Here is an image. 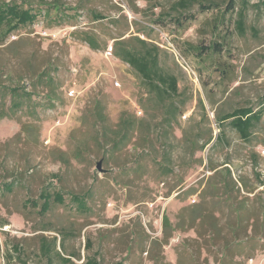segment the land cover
I'll list each match as a JSON object with an SVG mask.
<instances>
[{
	"label": "rangeland",
	"instance_id": "1",
	"mask_svg": "<svg viewBox=\"0 0 264 264\" xmlns=\"http://www.w3.org/2000/svg\"><path fill=\"white\" fill-rule=\"evenodd\" d=\"M30 1L69 10L0 43V114H11L0 118V264H48L42 236L57 237L53 264H264V115L248 141L219 120L264 102L258 0L245 9V34L242 0L233 10L229 0H199L216 4L205 11L176 10V0ZM136 37L158 46L178 79L165 102L113 53ZM16 86L32 96L15 106L7 88ZM44 189L65 202L42 214L28 200L41 204ZM199 206L212 232L198 223Z\"/></svg>",
	"mask_w": 264,
	"mask_h": 264
},
{
	"label": "trees",
	"instance_id": "2",
	"mask_svg": "<svg viewBox=\"0 0 264 264\" xmlns=\"http://www.w3.org/2000/svg\"><path fill=\"white\" fill-rule=\"evenodd\" d=\"M43 4L34 5L30 0H16L10 1H0V43H3L12 33L32 25L36 22L40 15L47 17L48 19L55 20L61 19L63 15H68L67 10L69 8L63 7L61 3L58 2H43ZM242 9L238 12V19L236 21V26L240 34H245L246 32V14L245 9L249 3V0H242ZM198 3L201 11L211 9L215 6V3L205 4L199 0H176L173 4V8L176 10H187L194 4ZM236 0H229L228 10H233L236 6ZM258 7H260L264 14V0H258ZM64 9H63V8ZM66 9V10H65ZM68 17V16H67ZM97 18H104L102 14L97 13ZM65 20H59L58 23H62ZM82 39L85 40L91 48L101 49L97 38L88 32L82 35ZM138 39L139 43L135 44L130 39L129 40H119L114 44L113 53L121 61L129 64L138 75L142 78L143 82L149 87L161 102H165L166 98L171 97L178 93V79L175 75L167 73L163 70L160 65L159 59V48L154 44H148L145 40ZM39 79H46L50 81L49 76L46 77V73L42 72L39 74ZM14 100V105H20L18 97L24 95V97L31 99L32 93L26 90V86H16L7 88ZM19 103V104H18ZM264 115V102L259 109H255L252 106L239 107L231 112H228L221 117L219 120L221 122L229 120V124L238 131L243 140L248 141L252 135V129L257 123H259ZM10 117L11 114L6 111H2L0 118ZM7 189L12 187V183L6 184ZM73 200L77 203V207L81 210L86 209V197L85 195L75 194L72 196ZM39 200L42 201L40 204L38 200H28V202L34 207H40L42 214H45L51 208L52 203L64 204V195L60 192H50L47 189L41 191L39 195ZM202 206L197 208V213L201 214L198 219V223L201 227L208 228V232H212L211 226H207L205 222L200 219L207 215H211L209 210L203 208ZM165 226H169L170 222L167 217H165ZM200 227V228H201ZM199 228V227H197ZM191 230H196L194 226ZM196 239L206 241L205 232H198L196 230ZM195 240V239H193ZM191 240V241H193ZM57 237H53L52 240H48L45 236L41 238V253L47 258L48 264H53L51 260V252L56 248ZM90 244V241H89ZM202 246V243H201ZM206 246V243L204 247ZM62 247V246H61ZM58 255L64 263L72 262V256L64 257L56 250ZM223 256V255H222ZM228 256V255H226ZM224 256V259L227 258ZM85 264H100L95 257H90Z\"/></svg>",
	"mask_w": 264,
	"mask_h": 264
},
{
	"label": "water",
	"instance_id": "3",
	"mask_svg": "<svg viewBox=\"0 0 264 264\" xmlns=\"http://www.w3.org/2000/svg\"><path fill=\"white\" fill-rule=\"evenodd\" d=\"M98 168L100 169V163H98Z\"/></svg>",
	"mask_w": 264,
	"mask_h": 264
}]
</instances>
